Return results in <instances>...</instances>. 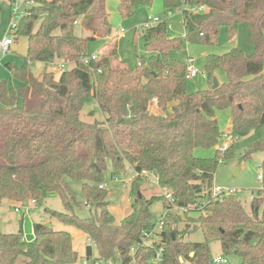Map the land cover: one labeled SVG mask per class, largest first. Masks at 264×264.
<instances>
[{
  "label": "trees",
  "instance_id": "1",
  "mask_svg": "<svg viewBox=\"0 0 264 264\" xmlns=\"http://www.w3.org/2000/svg\"><path fill=\"white\" fill-rule=\"evenodd\" d=\"M152 4L153 0H121L119 12L129 17L139 6ZM163 7L167 13L182 10L185 34L170 37L166 20L145 29L150 54L141 56L135 68L120 59L118 40L112 41L106 0H39L25 11L15 40L28 39L26 63L50 65L59 60L65 68L58 78L48 69L36 77L26 66L6 64L18 86L0 81V204L35 200L40 205L55 192L65 210L45 211L90 238L96 258L120 259L122 264H211L213 238L221 240L225 253L239 255L240 264H264V174L263 189L251 200L250 209L233 195L213 196L220 160L232 157L234 149L217 148L222 133L217 111L230 108L234 137L264 126V0H163ZM242 23L254 52L247 56L232 48L224 55H208L209 88L189 92L188 64L169 59V53L182 50L186 42L215 43L222 27L231 39ZM78 24L90 35H78ZM98 37L109 41L100 54L89 55L88 42ZM218 70L225 72L227 81L212 88ZM92 102L106 115L104 120L82 119L81 111ZM198 147H214L215 155L198 157ZM258 151L264 152V139L244 157ZM109 162L113 174L127 168L135 174L132 211L120 222L109 208L104 185ZM262 165L264 173V159ZM143 170L172 192V200L164 194L140 196L147 179ZM75 183L91 209L87 217L75 212L81 204ZM157 199L167 208L160 218L161 239L139 245L131 255L142 232L160 220L150 211ZM175 206L178 209L172 211ZM182 216L194 226L180 230ZM25 218L24 213L16 233L0 229V264H17L21 257L23 264H82L84 255L94 254L87 244L80 255L70 231L37 221L34 239L27 240ZM193 229L201 230L205 240L185 242Z\"/></svg>",
  "mask_w": 264,
  "mask_h": 264
},
{
  "label": "rangeland",
  "instance_id": "2",
  "mask_svg": "<svg viewBox=\"0 0 264 264\" xmlns=\"http://www.w3.org/2000/svg\"><path fill=\"white\" fill-rule=\"evenodd\" d=\"M0 39L4 36L7 27L11 20L19 21L18 17L13 15V4L11 0H0ZM121 0H106V8L109 20L112 24V41L118 40V52L120 59L130 68H135L139 64L141 56H147L150 53L145 47L144 38V24L149 21L148 16L151 14L153 17H158L160 22L166 20L168 33L170 37L184 36L185 26L183 23L182 10H176L172 13H167L163 7V0H153L151 7L141 5L135 9L134 14L129 17H124L119 12V5ZM25 6L22 7V10ZM40 20L36 22L35 29L38 27ZM125 30V34L121 35V29ZM76 33L80 36H89L90 33L84 31L78 24L75 29ZM109 41L107 38L98 37L90 40L87 46L89 55L101 53L105 44ZM28 39L25 36H20L14 41L11 50L8 53L0 52V81H7L10 86H18V81L13 77L7 63L11 62L18 66H26V68L36 77H41L45 69L52 71L59 77L61 69H59V60H55L52 65H46L41 61H34L26 63L25 57L27 54ZM232 48L241 49L247 56L254 52V47L249 41L248 28L245 23L239 25L238 31L233 38L227 35L226 27H222L217 41L215 43L203 42H186L184 48L180 51L173 50L169 53V59L178 58L190 64V58L193 59L191 63L199 72L197 76L189 78L187 88L189 92L209 88V80L205 74V64L207 56L210 54L224 55ZM72 66V65H71ZM216 78L219 82L227 81V76L224 71H216ZM151 110L157 111L155 105H151ZM82 119L93 122L95 120L102 121L106 115L98 108L95 102L86 104L81 111ZM217 118L220 123L222 131H231V110L229 107L219 109L217 111ZM264 139V126L258 131H252L246 136H237L231 145H233V156L220 160V164L216 170L213 180V187L221 186L226 194L235 196L241 200L247 209H250L251 200L258 196L263 189L262 180L259 178L260 164L264 159V152L258 151L252 153L250 156L244 157L246 152L254 146L258 141ZM195 155L198 157H213L215 155V148L198 147L195 150ZM118 175L119 178L113 177ZM134 172L130 169L126 171H116L113 174L111 163H108V170L106 172L105 187L108 190L107 200L109 208L115 215L117 222H120L123 217L132 211V202L134 196L131 194V182ZM77 199L81 202L80 205L75 206V212L81 217H87L91 214L90 207L83 203L80 185L75 183L73 185ZM140 194L142 197L151 198L152 196H160L164 194V189L158 184L152 182L150 179L144 180L140 187ZM0 211L1 225L0 229L7 233H16L20 229V220L25 213L30 216L34 221L41 222L54 229H64L70 231L74 236V246L79 251L80 255L86 252L88 244V237L79 232L77 229L70 225L61 223L59 220L52 218L45 208H51L58 211H64V204L55 192L50 193L49 196L37 205L36 201L29 200L28 204L31 206L28 210L20 209V203H13V206L7 205L6 201L3 202ZM16 206H19L21 212L16 211ZM150 211L157 218L160 219L167 211L166 206L162 199L155 200L150 206ZM172 211H176L175 208ZM181 212V210L179 211ZM182 213V212H181ZM184 221L179 223V229L183 230L187 224L191 227L194 223L186 216H182ZM205 238L201 230L193 229V232L188 233L184 237L185 242H202ZM210 246V260L211 264H240L241 257L235 253L227 254L224 252L221 240L213 238L209 240ZM97 252V251H96ZM222 257L223 261L215 262V258ZM25 257H21L17 264H23ZM185 264H191L186 262Z\"/></svg>",
  "mask_w": 264,
  "mask_h": 264
},
{
  "label": "built area",
  "instance_id": "3",
  "mask_svg": "<svg viewBox=\"0 0 264 264\" xmlns=\"http://www.w3.org/2000/svg\"><path fill=\"white\" fill-rule=\"evenodd\" d=\"M12 4H13V15L15 17L19 18V21H15V20H11L9 26L7 27L4 36L0 39V52L2 53H8L11 50V46L13 45L14 41H15V37L16 34L18 32V28H19V23L21 20V17L23 16V14L25 13V11L32 7L33 5H35L39 0H11ZM25 6V8L22 10V7ZM203 7L200 8V10H202ZM148 20L145 24H144V28H152L156 25H158L160 23V20L158 19V17H153L151 14L148 16ZM121 35L125 34V30L122 28L120 31ZM190 64H188L187 67V79L192 78L197 76L198 74V70L191 64L193 62V59L190 58ZM85 63H88V60H84ZM54 62H52V65ZM59 69H63L65 68V64L63 62H60L58 64ZM235 137L234 134L231 131H222L221 133V137L220 140L217 144V148L223 152L225 150H227L232 141H234ZM260 173H259V178L261 180H263V165L260 164ZM143 175H145L147 177V179H150L152 182L156 183L159 185L158 179L156 176H154L153 174H151L150 172L143 170L142 172ZM113 177H115L116 179L119 178L118 175H114ZM101 187H103V185H101ZM164 195L166 197V199L172 200V192L170 190H164ZM230 194H226L225 190L221 187V186H216L213 187V196L214 197H219V198H223L224 196H228ZM35 201V200H33ZM19 206H22L20 209H22L24 207V209L28 210L31 206L27 203L25 205L20 204ZM17 211H19V207L16 208ZM175 209L177 210L178 207L175 206ZM163 228V222L161 221V219L158 221L157 225L151 229V230H145L142 232L141 235V239L140 242L137 243L136 246H133L131 248V255H134V253L136 252V249L138 248L139 245L141 246H148L153 244V242L155 240H160L161 239V230ZM88 244H90L93 247V251L94 254H92L91 257H87V256H83L82 257V264H122V262L119 260H116L114 258H109V259H101V258H96L98 257V253L96 252V245L94 242H92L90 240V238H88ZM135 260V258L133 259V261ZM225 259H223L222 257H218L215 258V262H219V261H223Z\"/></svg>",
  "mask_w": 264,
  "mask_h": 264
},
{
  "label": "water",
  "instance_id": "4",
  "mask_svg": "<svg viewBox=\"0 0 264 264\" xmlns=\"http://www.w3.org/2000/svg\"><path fill=\"white\" fill-rule=\"evenodd\" d=\"M220 82L216 77H214L212 88H217ZM141 196V194H140ZM24 233L27 240L31 241L34 239V232H33V221L31 220L30 216H26L24 222Z\"/></svg>",
  "mask_w": 264,
  "mask_h": 264
},
{
  "label": "crops",
  "instance_id": "5",
  "mask_svg": "<svg viewBox=\"0 0 264 264\" xmlns=\"http://www.w3.org/2000/svg\"><path fill=\"white\" fill-rule=\"evenodd\" d=\"M4 202H5V201H4ZM6 203H7V205H9V206H13V203H14V202H12V201H6ZM3 205H6V204H3V202L0 204V211H1V208H2ZM15 208H17V207H15ZM16 211H17V210H16ZM18 212H21V210H19ZM30 218H31L32 221H34L32 217H30ZM0 225H1V220H0ZM23 228H24V227H23Z\"/></svg>",
  "mask_w": 264,
  "mask_h": 264
}]
</instances>
